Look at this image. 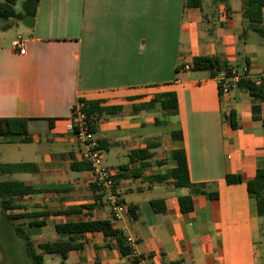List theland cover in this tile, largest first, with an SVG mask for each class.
Returning a JSON list of instances; mask_svg holds the SVG:
<instances>
[{"label":"crops","instance_id":"obj_1","mask_svg":"<svg viewBox=\"0 0 264 264\" xmlns=\"http://www.w3.org/2000/svg\"><path fill=\"white\" fill-rule=\"evenodd\" d=\"M242 2L39 0L32 27L23 29L25 52L0 46V118L22 119L29 141L13 143L35 146L24 162L37 171L18 179L35 189L23 210L92 206L35 218L44 224L26 228L34 240L57 239V223L108 219L128 246L133 239L141 264H264V217L246 188L264 167V83L255 100L242 86L222 92L217 77L224 69L211 77L183 68L194 56H215L250 80L264 73V7L258 33ZM165 92L176 95L174 115L153 101ZM80 97L114 108L94 133L126 206L120 218L96 199L89 170L71 167L83 147L66 125ZM176 150L185 153L191 187L163 176L176 166ZM226 175L240 180L227 183ZM185 195L192 210L181 212ZM153 200L162 201V212L152 209ZM78 241L80 249L54 264H136L101 231Z\"/></svg>","mask_w":264,"mask_h":264},{"label":"trees","instance_id":"obj_2","mask_svg":"<svg viewBox=\"0 0 264 264\" xmlns=\"http://www.w3.org/2000/svg\"><path fill=\"white\" fill-rule=\"evenodd\" d=\"M189 4L194 6L199 5L200 0H187ZM216 3H224L227 6L228 0H213ZM39 0H22L19 10L15 9L16 0H0V19L7 20L12 18L21 21L26 17H34ZM264 7V0H243L242 15L251 24L252 28L258 32H262V8ZM8 27L4 25L3 28ZM191 67L194 70L208 71L211 77L217 74V71L224 69L229 73L230 67L225 62L220 61L215 56H194L191 59ZM238 86L246 88L255 100L262 99V85H255L250 79L242 78ZM78 101L84 103L83 112L90 124L92 131L96 129V121L103 114H112L113 107H104L100 105L97 100H85L78 98ZM153 101L157 102L159 107L166 114L174 115L177 111V99L173 92H165L156 94ZM254 117L258 118L259 106H253ZM230 124L235 126L233 113L229 116ZM0 136L6 142L13 143L17 141H29L26 136L24 121L19 118H0ZM172 138H181L180 131H172ZM145 153L146 150H136L133 153ZM145 155L143 158H147ZM172 157L176 162V166L167 175L174 179V185L177 187H191V182L188 174L187 160L183 150L173 151ZM76 170H89V165L82 160L71 165ZM37 166L32 162H18V163H0V176L12 173H27L36 172ZM227 183H236L240 179L237 175H226ZM97 190L96 199L101 198L99 186L94 183ZM246 188L250 196L255 199L257 215L264 217V167L257 168L254 177L246 182ZM35 193L32 185L18 179H3L0 180V209L4 217L9 220L13 226L16 236H18L24 244L26 256L31 264H47L44 262V254H56L61 259H66L71 250L80 249L82 244L78 239L89 231H101L105 237H112L117 239L118 248L121 254H129V246L125 239L122 238L121 232L112 226L108 219H92L80 220L76 222L67 221L64 223H57L55 230L58 238L55 240L35 241L31 238L26 228L32 226H40L44 221L35 220L39 216H46L49 213L53 214H68L80 212L83 208H90L91 204L81 205L79 207L66 209L63 211H24L25 205L22 199L26 196ZM209 198H215L216 192L207 193ZM179 207L181 212H188L192 210L191 197L189 195L180 196ZM151 207L156 212L164 210L162 201H151ZM21 210V211H20ZM132 211V208H129ZM27 219V227L21 223L20 219Z\"/></svg>","mask_w":264,"mask_h":264},{"label":"built area","instance_id":"obj_3","mask_svg":"<svg viewBox=\"0 0 264 264\" xmlns=\"http://www.w3.org/2000/svg\"><path fill=\"white\" fill-rule=\"evenodd\" d=\"M11 46L20 54L25 52L24 39L21 37L13 39ZM183 68L190 69L191 62L184 63ZM242 78L249 79L245 73H238L236 70L230 69L229 73L223 71L217 77V83L222 92H227L230 88L238 86ZM251 81L255 85H263L264 73ZM83 107V102L77 101L74 104L66 129L73 135L75 141L83 147L80 151V157L89 165L92 182L99 186L102 202L108 205L114 218H120L126 211V206L116 187L113 170L103 161L98 139L90 128V124L83 112ZM127 242L130 248L129 255L134 258L136 264H141V257L137 253L133 239L127 237Z\"/></svg>","mask_w":264,"mask_h":264},{"label":"rangeland","instance_id":"obj_4","mask_svg":"<svg viewBox=\"0 0 264 264\" xmlns=\"http://www.w3.org/2000/svg\"><path fill=\"white\" fill-rule=\"evenodd\" d=\"M22 0H16L15 9L19 10ZM4 25L8 27L3 28ZM21 21L9 18L7 20L0 19V46H8L16 37L24 39L25 30ZM35 146L30 144L7 143L0 136V163H18L31 159V153ZM29 173H12L2 175L3 179H26ZM25 202V199H22ZM33 227H29L30 230ZM33 230V229H32ZM31 238L34 236L30 233ZM36 241V240H35ZM44 262L54 264L60 257L56 254H44ZM0 264H31L26 256L23 241L16 236L13 226L7 220L0 209Z\"/></svg>","mask_w":264,"mask_h":264},{"label":"water","instance_id":"obj_5","mask_svg":"<svg viewBox=\"0 0 264 264\" xmlns=\"http://www.w3.org/2000/svg\"><path fill=\"white\" fill-rule=\"evenodd\" d=\"M22 24L26 27H32L34 18L33 17H26L21 20Z\"/></svg>","mask_w":264,"mask_h":264}]
</instances>
